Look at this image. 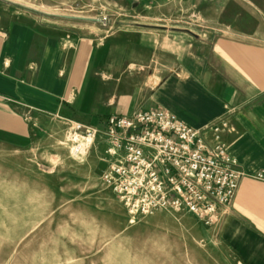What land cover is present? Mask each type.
Masks as SVG:
<instances>
[{
  "label": "crops",
  "instance_id": "1",
  "mask_svg": "<svg viewBox=\"0 0 264 264\" xmlns=\"http://www.w3.org/2000/svg\"><path fill=\"white\" fill-rule=\"evenodd\" d=\"M103 1L107 26L53 1L0 0V146L29 145L44 116L164 108L195 128L226 118L227 151L247 173L264 169V0ZM210 227L235 264H264V180L243 178Z\"/></svg>",
  "mask_w": 264,
  "mask_h": 264
},
{
  "label": "rangeland",
  "instance_id": "2",
  "mask_svg": "<svg viewBox=\"0 0 264 264\" xmlns=\"http://www.w3.org/2000/svg\"><path fill=\"white\" fill-rule=\"evenodd\" d=\"M48 1L53 12L110 23L111 5L103 0H82V7L76 0L29 4ZM150 12L172 15L171 9ZM102 16L108 22H100ZM76 123L99 130L77 157L70 138ZM34 127L29 145L0 146V264H235L211 227L190 211L128 213L102 182L118 158L107 152V120L44 116Z\"/></svg>",
  "mask_w": 264,
  "mask_h": 264
},
{
  "label": "built area",
  "instance_id": "3",
  "mask_svg": "<svg viewBox=\"0 0 264 264\" xmlns=\"http://www.w3.org/2000/svg\"><path fill=\"white\" fill-rule=\"evenodd\" d=\"M99 21L106 23L108 17ZM228 127L223 118L195 128L164 108L112 115L105 132L112 142L107 152L118 158L104 171L102 182L133 217L161 209L187 210L211 226L230 214L243 178L264 180V169L247 173L227 151L221 134ZM98 132L76 123L71 154H84L86 141ZM55 158L52 164L57 166L60 160Z\"/></svg>",
  "mask_w": 264,
  "mask_h": 264
}]
</instances>
